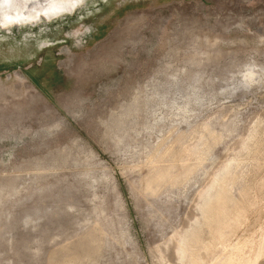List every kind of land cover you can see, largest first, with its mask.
Segmentation results:
<instances>
[{"label":"rangeland","instance_id":"1","mask_svg":"<svg viewBox=\"0 0 264 264\" xmlns=\"http://www.w3.org/2000/svg\"><path fill=\"white\" fill-rule=\"evenodd\" d=\"M11 3L0 264H264V0Z\"/></svg>","mask_w":264,"mask_h":264},{"label":"bare ground","instance_id":"2","mask_svg":"<svg viewBox=\"0 0 264 264\" xmlns=\"http://www.w3.org/2000/svg\"><path fill=\"white\" fill-rule=\"evenodd\" d=\"M15 0H0V15L4 16L5 12H7V7L9 6L10 2H12L11 4L14 3ZM30 1H33V0H30ZM74 1V0H73ZM67 2V1H66ZM69 2V1H68ZM63 4V3H62ZM70 5H71V2H70ZM64 7V6H62ZM62 7H60V9H62ZM73 7V6H72ZM71 7V8H72ZM74 8V7H73ZM70 10V9H69ZM31 12H29L30 14ZM31 15V14H30ZM35 15H37V13H35ZM44 15V14H43ZM18 16V15H17ZM27 17V16H25ZM38 18V16H37Z\"/></svg>","mask_w":264,"mask_h":264}]
</instances>
